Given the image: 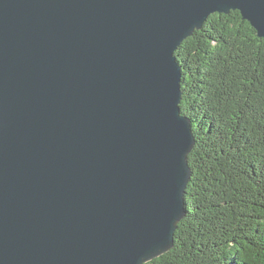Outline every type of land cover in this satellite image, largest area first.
Returning a JSON list of instances; mask_svg holds the SVG:
<instances>
[{"label":"water","instance_id":"obj_1","mask_svg":"<svg viewBox=\"0 0 264 264\" xmlns=\"http://www.w3.org/2000/svg\"><path fill=\"white\" fill-rule=\"evenodd\" d=\"M232 10L264 37V0H0V264L171 251L195 142L175 52Z\"/></svg>","mask_w":264,"mask_h":264},{"label":"trees","instance_id":"obj_2","mask_svg":"<svg viewBox=\"0 0 264 264\" xmlns=\"http://www.w3.org/2000/svg\"><path fill=\"white\" fill-rule=\"evenodd\" d=\"M175 55L196 140L187 213L146 264H264V37L239 10L216 12Z\"/></svg>","mask_w":264,"mask_h":264},{"label":"bare ground","instance_id":"obj_3","mask_svg":"<svg viewBox=\"0 0 264 264\" xmlns=\"http://www.w3.org/2000/svg\"><path fill=\"white\" fill-rule=\"evenodd\" d=\"M186 116V115H185ZM188 117V116H187ZM190 118V117H189ZM191 119V118H190ZM191 122H192V120H191ZM194 138H195V136H194ZM195 142H196V140H195ZM195 142H194V145H195ZM194 145H193V147H194ZM193 149V148H192ZM192 151V150H191ZM190 166V165H189ZM190 169H191V167H190ZM191 174H192V170H191ZM191 178V177H190ZM190 181V180H189ZM185 203V202H184ZM177 230V229H176ZM175 230V231H176ZM174 240H175V236H174ZM165 245V244H164ZM154 250L152 251V253H154V254H159L160 252H161V250L158 248V247H156V248H153ZM168 253V252H167ZM164 255V254H163ZM162 255V256H163ZM161 257V256H160ZM158 258V257H157ZM154 259H156V258H154ZM153 259V260H154Z\"/></svg>","mask_w":264,"mask_h":264}]
</instances>
